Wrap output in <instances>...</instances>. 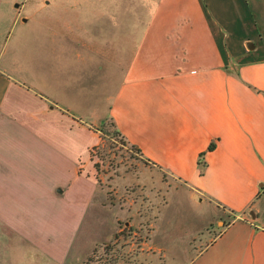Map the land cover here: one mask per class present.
Segmentation results:
<instances>
[{
	"label": "crops",
	"instance_id": "1",
	"mask_svg": "<svg viewBox=\"0 0 264 264\" xmlns=\"http://www.w3.org/2000/svg\"><path fill=\"white\" fill-rule=\"evenodd\" d=\"M154 1L131 37L110 42L104 68L29 54L10 71L21 62L6 48L28 24L0 0V264L80 261L81 227L99 212L91 149L108 120L203 195L209 221L222 218L206 263L264 264V0H240L233 29H218L203 0Z\"/></svg>",
	"mask_w": 264,
	"mask_h": 264
},
{
	"label": "rangeland",
	"instance_id": "2",
	"mask_svg": "<svg viewBox=\"0 0 264 264\" xmlns=\"http://www.w3.org/2000/svg\"><path fill=\"white\" fill-rule=\"evenodd\" d=\"M6 1V6L19 10L23 22L28 24L21 36L14 33L16 38L6 48L5 58L16 55L21 62L12 64L10 71L15 66L26 67L29 54L47 59L77 57L78 53L87 57V62L91 57L97 65L102 62L104 68L110 42L117 33L123 39L131 37L125 30L144 23L155 3L154 0ZM203 1L218 29L221 28L218 20L226 28H234L242 10L240 0ZM46 25L59 29L54 41L47 40L50 27ZM63 25L65 29L60 28ZM26 35H33L31 41ZM28 42H32L30 52ZM250 42L254 44L249 39L247 46ZM99 129L101 142L98 148L91 149L92 162L99 164L98 193L92 210L99 208V212L90 213L81 227L74 253L79 248V254L75 255L80 259L86 252L76 264H208L206 259L209 261L211 252L203 250L225 225L219 222L222 218L215 216L209 221L211 214L203 195L178 176L149 163L118 134L111 120ZM261 223L263 226L264 222ZM223 260L224 257L219 261Z\"/></svg>",
	"mask_w": 264,
	"mask_h": 264
},
{
	"label": "trees",
	"instance_id": "3",
	"mask_svg": "<svg viewBox=\"0 0 264 264\" xmlns=\"http://www.w3.org/2000/svg\"><path fill=\"white\" fill-rule=\"evenodd\" d=\"M112 125L115 126V123L112 122ZM119 133H121L119 130H116ZM99 146H95L94 149L98 148ZM133 147L138 151L140 152V149L139 148H136L134 145ZM215 147V144L214 143H211L208 147V150H212L213 148ZM206 152H203L200 156V159H199V165H200V174L203 175L204 174V171H205V167H206V161L204 159V155H205ZM95 166L96 168L99 170V164L98 163H95Z\"/></svg>",
	"mask_w": 264,
	"mask_h": 264
}]
</instances>
